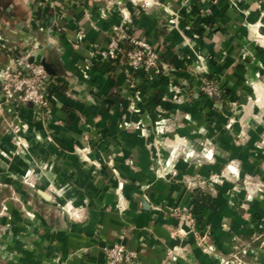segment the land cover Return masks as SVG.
Masks as SVG:
<instances>
[{
    "label": "crops",
    "instance_id": "crops-1",
    "mask_svg": "<svg viewBox=\"0 0 264 264\" xmlns=\"http://www.w3.org/2000/svg\"><path fill=\"white\" fill-rule=\"evenodd\" d=\"M148 1L0 0V74L30 52L53 76L43 120L0 85V156L43 173L35 189L0 187V264H106L116 243L138 252L122 264H264V0ZM125 35L150 41L166 72L147 81L102 59ZM206 76L226 87L223 109L201 95ZM20 121L15 151L7 126ZM196 190L216 209L196 213Z\"/></svg>",
    "mask_w": 264,
    "mask_h": 264
},
{
    "label": "built area",
    "instance_id": "built-area-1",
    "mask_svg": "<svg viewBox=\"0 0 264 264\" xmlns=\"http://www.w3.org/2000/svg\"><path fill=\"white\" fill-rule=\"evenodd\" d=\"M139 0H133L138 3ZM144 5H151V2L145 0ZM211 13V10H207ZM133 46L128 48V45ZM104 60H115L119 56L126 59L133 72L142 71L146 75L157 76L163 73L165 66L161 62L159 51L154 45L144 38L134 36H122L110 40L107 48L100 52ZM30 52H22L12 57V63L8 65L0 74L1 90L7 103H30L38 109L40 116H46L52 108L53 83L52 75L49 69L42 61L31 60ZM205 85L202 90L206 93L220 94L218 86L211 85L204 80ZM10 110V109H8ZM27 124H18L14 131L26 129ZM173 212L180 218L192 223L196 222V215L187 208L177 207ZM106 264L132 263L138 257L136 250L126 248L121 243H116L105 248Z\"/></svg>",
    "mask_w": 264,
    "mask_h": 264
},
{
    "label": "rangeland",
    "instance_id": "rangeland-1",
    "mask_svg": "<svg viewBox=\"0 0 264 264\" xmlns=\"http://www.w3.org/2000/svg\"><path fill=\"white\" fill-rule=\"evenodd\" d=\"M262 15L264 16V11L262 12ZM256 27V26H255ZM1 36L2 34L0 33V44H1ZM1 46V45H0ZM5 47V46H4ZM10 46H7L5 48H9ZM9 51H11V49H8ZM166 72V69H164L163 73L157 75V76H160L162 74H164ZM148 77V80L147 81H153L157 76H151V75H146ZM204 80H207L211 85H214V86H218L219 87V90H220V94H217V95H212V94H209V93H206L202 90V86L205 85V81ZM200 93L201 95L205 96V97H209V98H215L216 97H219L222 99V109L224 108L225 106V102L227 100V97H228V93H227V89L226 87L222 86L220 84V82H218V79L216 77H211V76H206L204 78H202V83L200 85ZM173 99L175 100H178L180 102H182V95L179 93V94H175V96L173 97ZM222 109H220L222 112H224ZM45 116V115H44ZM44 116L41 115V119L43 120L44 119ZM37 118H35L36 120ZM37 121H39L37 119ZM22 125V124H26L24 121H20L18 123H11L10 125L7 126V131L9 132L10 130L13 131V133L15 134V136L13 135V145H14V150H23L26 149V144L24 142V133H23V130L24 129H20V131L17 133L14 131V128L16 125ZM30 126L28 125L27 128H29ZM140 127V126H139ZM138 125H130L129 128L131 129H137L139 128ZM160 127L162 126H154V130L156 131V133L158 134H162L161 131H160ZM164 128V127H163ZM164 131V130H163ZM165 131H166V127H165ZM15 137V138H14ZM14 159V157L11 156V154L9 152H1V156H0V187L2 188H5V185L6 183L8 184H12V182H15V181H18L20 182V184H25L27 186H30L31 188H36V185L34 184H42V181H43V173L40 170H36L35 173H30V172H27V174H21L18 172V174H16L15 172H12V168H11V162L12 160ZM11 190V189H10ZM5 199H7L5 197ZM23 206V205H22ZM26 206L24 205V209H22L21 211H23L24 213L26 212ZM57 207H59L60 209L64 210L70 217L76 219L78 217L81 216V213H82V208H75L74 206L72 207H69V206H65V205H61V204H57ZM5 214H8L9 210L6 209V211H4ZM10 217V215H9ZM10 228V218L9 220H3V221H0V230H3L4 229H9Z\"/></svg>",
    "mask_w": 264,
    "mask_h": 264
},
{
    "label": "trees",
    "instance_id": "trees-1",
    "mask_svg": "<svg viewBox=\"0 0 264 264\" xmlns=\"http://www.w3.org/2000/svg\"><path fill=\"white\" fill-rule=\"evenodd\" d=\"M132 47L133 46H131L130 44L128 45V48ZM7 194V190H0V202ZM194 209L196 213H199L204 209H216V205L214 204V198L209 193L203 192L201 190H196L194 195Z\"/></svg>",
    "mask_w": 264,
    "mask_h": 264
},
{
    "label": "water",
    "instance_id": "water-1",
    "mask_svg": "<svg viewBox=\"0 0 264 264\" xmlns=\"http://www.w3.org/2000/svg\"><path fill=\"white\" fill-rule=\"evenodd\" d=\"M31 60H34V58H31ZM46 65V67L49 69V65L48 64H45Z\"/></svg>",
    "mask_w": 264,
    "mask_h": 264
}]
</instances>
